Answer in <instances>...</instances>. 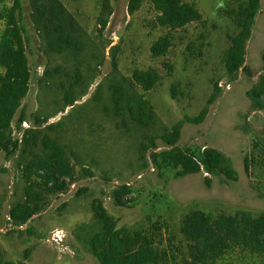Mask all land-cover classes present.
<instances>
[{"label":"rangeland","instance_id":"rangeland-1","mask_svg":"<svg viewBox=\"0 0 264 264\" xmlns=\"http://www.w3.org/2000/svg\"><path fill=\"white\" fill-rule=\"evenodd\" d=\"M61 1L81 28L83 48L79 53L49 52L34 26L30 0H22L21 23L32 80L13 121V136L21 139L26 129L37 128V118L48 120L43 128L55 124L50 135L64 146L75 177L67 193L49 197L45 210L29 222L32 234L25 231L27 225L13 230L9 211L23 200L25 182L17 158L9 159L0 151V253L4 258L17 264H100L85 244L88 235L77 230L94 223L95 199L102 200L119 228L145 230L161 222L165 243L172 239L182 252L186 244L181 221L194 209L226 215L264 212V163L259 158L262 152L255 148V142L264 144V109L253 108L247 95L264 74V0L247 43L246 62L236 78L229 76L223 59L230 38L238 32L232 11L245 0H188L200 10L203 20L178 30L157 25L159 13L150 0L135 15L128 12L130 0H111L112 14L105 30L100 26L104 0ZM12 4L13 0H0V11ZM4 28L3 22L0 35ZM167 34L173 42L168 55L154 57L152 45ZM136 69H152L161 76L160 84L150 92L133 87L155 109L156 123L147 129L129 119L126 129L123 120L113 115L112 86L125 79L127 85L132 83ZM72 90L76 102L69 105L66 99ZM204 109V121L186 123L176 146L218 149L233 161L237 181L212 177L208 187L205 174L175 178L171 171L156 170L151 162L153 150L140 158L145 136H161ZM22 112L27 126L20 129L17 120ZM157 145V151L171 148L161 139ZM246 158L254 160L249 171ZM121 185L135 189L131 207L114 204L112 192ZM57 230L65 235L61 244L53 241ZM26 249L31 250L28 260ZM177 258L180 261L182 255ZM219 264L263 263L235 252Z\"/></svg>","mask_w":264,"mask_h":264},{"label":"trees","instance_id":"trees-1","mask_svg":"<svg viewBox=\"0 0 264 264\" xmlns=\"http://www.w3.org/2000/svg\"><path fill=\"white\" fill-rule=\"evenodd\" d=\"M110 1L104 0L103 3L100 16L102 30L107 28L112 14ZM150 1L159 13V27L178 30L203 20L200 10L188 0ZM30 3L34 26L43 37L49 52L79 53L82 50L79 23L61 0H30ZM144 3L145 0H130L129 14L135 15ZM261 7V0H245L237 10L232 11L238 32L230 38L231 46L223 59L226 71L232 78L238 76L246 62L247 43ZM22 16V0H13L12 6L0 11V24L5 23L0 35V151L6 153L9 159L17 158V167L25 182V196L11 207L9 224L13 230L27 225L25 231L32 234L29 222L45 210L49 197L69 191L75 171L67 160L64 146L50 135V132H55L56 125L50 124L43 128V124L48 120L37 118V128L26 129L21 139L13 136V121L30 92L32 80L25 30L21 23ZM172 43L170 34L160 37L151 47L152 55L158 58L166 57ZM262 59L264 62V53ZM127 82L125 79L123 83L118 82L112 86L113 115L123 120L126 129H129L127 119L140 128L147 129L156 123L155 109L151 102L133 90V87L136 85L143 91L150 92L160 84L161 76L152 69H136L132 75V83L127 85ZM216 90H220L217 84ZM176 92V87L173 86L174 97ZM67 95V103L75 104L74 91ZM247 95L253 108L264 109V74ZM209 103H212V99ZM206 116L207 109H204L196 117H185L161 136H145L139 147L140 158H144L148 151L153 150L151 162L156 170L171 171L175 178L205 174V184L208 187L212 185V177L237 181L239 177L233 161L218 149L176 146L184 125L200 124ZM25 122L26 116L22 112L17 120L18 128L21 129ZM159 139L171 148L157 151ZM255 148L262 152L259 158L264 163V144L255 142ZM251 163H254V160L251 162L249 158L245 159L247 171L250 170ZM87 173L91 175V172ZM134 193L135 189L131 186L116 187L112 192L114 204L118 207H131L135 203L132 197ZM92 213L94 223L91 226H79L77 230L78 233L88 235L85 244L100 264H219L235 252L254 257L264 264V212L253 214L241 211L226 215L194 209L181 221L180 232L186 244L184 252L171 241L172 239L170 244L165 243L164 228L159 221L152 223L145 230L119 228L118 221L100 199L93 201ZM30 253L31 250H25L26 260L30 258ZM177 254L182 255L180 261ZM0 264L17 263L5 259L0 253Z\"/></svg>","mask_w":264,"mask_h":264},{"label":"built area","instance_id":"built-area-1","mask_svg":"<svg viewBox=\"0 0 264 264\" xmlns=\"http://www.w3.org/2000/svg\"><path fill=\"white\" fill-rule=\"evenodd\" d=\"M25 126H27L26 123H24ZM64 234H63V231L61 230H57L54 235H53V241H55V243L57 244H61L64 240Z\"/></svg>","mask_w":264,"mask_h":264}]
</instances>
